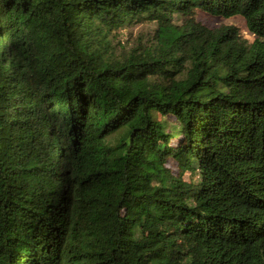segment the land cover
Wrapping results in <instances>:
<instances>
[{
  "label": "trees",
  "instance_id": "obj_1",
  "mask_svg": "<svg viewBox=\"0 0 264 264\" xmlns=\"http://www.w3.org/2000/svg\"><path fill=\"white\" fill-rule=\"evenodd\" d=\"M0 264H264V0H0Z\"/></svg>",
  "mask_w": 264,
  "mask_h": 264
},
{
  "label": "rangeland",
  "instance_id": "obj_2",
  "mask_svg": "<svg viewBox=\"0 0 264 264\" xmlns=\"http://www.w3.org/2000/svg\"><path fill=\"white\" fill-rule=\"evenodd\" d=\"M198 19L202 21L204 24L208 25L209 27H217L222 24H235L240 27L242 33L245 36H247L250 39H253L254 37L253 34L249 31L245 19L242 16L224 18L222 16H214L200 10L198 11ZM141 29L142 28L139 27V25L133 28L134 35L139 33ZM124 35L127 36L128 34L125 32ZM165 124L168 130H176L178 128V124L172 120H168Z\"/></svg>",
  "mask_w": 264,
  "mask_h": 264
}]
</instances>
